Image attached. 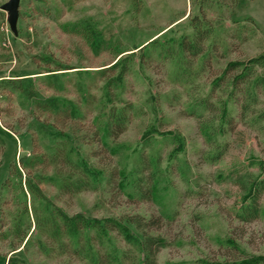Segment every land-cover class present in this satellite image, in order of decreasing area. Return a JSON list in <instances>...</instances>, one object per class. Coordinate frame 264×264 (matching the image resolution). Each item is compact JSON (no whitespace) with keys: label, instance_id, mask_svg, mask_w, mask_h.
I'll return each mask as SVG.
<instances>
[{"label":"rangeland","instance_id":"374dc122","mask_svg":"<svg viewBox=\"0 0 264 264\" xmlns=\"http://www.w3.org/2000/svg\"><path fill=\"white\" fill-rule=\"evenodd\" d=\"M6 1L0 0V80L21 78L24 88L0 87V264L12 257L22 264H89L50 241L42 247L46 238L38 236L34 208L115 218L138 239L125 219L159 217L150 233L166 245L156 264L264 257V193L255 219L237 218L249 202L243 183L260 174L252 162L264 160V121L239 118L237 106L218 90L210 93L214 110L190 113L228 61L264 51V0H20L17 35L1 9ZM194 17L209 22L206 46L213 54L204 69L202 56L186 64L191 75L181 78L182 60L190 59L178 42L193 36ZM124 57L128 67L111 90L117 106L128 102L134 111L106 147L94 131L104 134L111 107L105 86L121 66L97 72ZM222 102L233 116L223 132L217 118ZM57 104H69L73 115L54 112ZM60 142L89 175V187L80 192L62 190L63 179L78 169L53 161ZM216 148L223 152L213 160ZM137 167L152 174L151 196L145 185L134 184ZM22 232L26 238L15 248ZM106 234L108 250L136 254L134 264H142L143 252L116 229Z\"/></svg>","mask_w":264,"mask_h":264},{"label":"trees","instance_id":"16d2710c","mask_svg":"<svg viewBox=\"0 0 264 264\" xmlns=\"http://www.w3.org/2000/svg\"><path fill=\"white\" fill-rule=\"evenodd\" d=\"M191 23L196 30L193 36L191 38L182 36L180 39L181 41L178 42L179 50L182 52V55L186 54L190 59L186 60L184 56L182 60L185 64L182 63V71L180 72L183 73L179 74L181 78L184 77V75L186 77L191 75L188 73L191 70L188 68L189 66H185L186 64L192 66L193 60L197 59L198 56H202L201 68L204 69L206 61L208 62L213 54L211 46H206L212 31L209 22H206V20L201 17H194ZM167 49L168 48L162 49V52L164 50L166 53L168 51ZM141 55L145 56L147 54L142 53ZM127 59V57H124L117 60L108 67L101 68L98 70L99 72H97L103 76L107 71L115 70L117 67L121 66L118 74L110 78L105 86L111 107L107 114L104 134L102 136V134H99L98 130L94 131V136H99V139L106 147H109V139L119 136L126 129L130 121L131 112L134 111L133 106L128 102H125L121 106H117L115 102H117L118 96L115 91L111 90V87H115L113 85H116L120 78L124 77L128 67ZM0 87H9L12 90L20 91L24 88V80L21 78L0 80ZM215 90L226 92V102H230L232 105L237 106L239 118L245 119L248 116H252L256 121H264V98H262V95H264V51L247 59L228 61L221 73L211 80L208 95L199 97L193 102L190 113H195L198 108L214 110L215 106L213 104L214 102L210 100V93H213ZM221 104L222 106L219 109L217 118L220 120V126L223 132V130L233 122V116L230 110L225 106V103L222 102ZM41 107H43V109L47 108L44 106ZM51 109L56 113L63 111L64 116H68V114L73 115V109L69 104H65V106H58L57 104L54 107L52 106ZM95 140H97V138ZM222 152L223 150L221 148H216L215 152L212 155L210 154L211 159H218L222 155ZM52 155L51 157L54 162L63 163L65 166L72 164L74 168L78 169L76 172H79H77L78 175L74 180H72V174L74 175L76 173L75 170L70 172L72 174H68L67 177L63 179L61 185L62 190H66L69 193H77L89 187V175L87 171L77 163H73L67 154L64 142H60ZM253 161L255 162L252 163L258 166L260 174L257 178L243 183V190L245 191L244 198L245 200L248 199L249 202L242 205L241 211L237 214V218L244 222H249L257 217L259 213L258 200L264 193V160L255 159ZM21 165L24 168L26 167V163L24 162H21ZM142 165L145 167L143 162ZM140 170L142 169L136 168L137 176L134 178V184H137L140 190H142V186L145 185L147 187L146 193L151 196V191L154 190L152 174H145ZM118 175L121 176L120 171H118ZM28 187L30 191L34 190L29 180ZM33 211L35 214L34 217L38 236H44L46 238V240H41L42 247L48 249L45 244L46 241H50V243L52 242L57 245L56 247L61 253L83 256L89 260V264H134L136 254L130 256V253L128 254L124 251L119 255L115 250H108L104 245L106 233L108 230L112 229H116L130 244L134 245L140 252H143L142 264H156L157 253L166 245L162 237L150 233L152 228L158 226L160 221L159 217L152 216L145 218L140 215H133L125 219L127 223L132 224L141 234V238L138 239L136 236L131 235L125 224L115 218L89 220L81 214L68 216L56 208L50 212H43L37 208H34ZM2 235L3 234H0V237H2ZM25 238L26 232H22L16 244H14L16 246L15 248L22 244ZM8 263L22 264L23 261L12 257L9 259ZM240 264H264V257L247 258Z\"/></svg>","mask_w":264,"mask_h":264},{"label":"water","instance_id":"95a60500","mask_svg":"<svg viewBox=\"0 0 264 264\" xmlns=\"http://www.w3.org/2000/svg\"><path fill=\"white\" fill-rule=\"evenodd\" d=\"M19 3L20 0H7L1 4V9L4 10L7 14V23L11 32L14 35H17V20L19 16Z\"/></svg>","mask_w":264,"mask_h":264}]
</instances>
